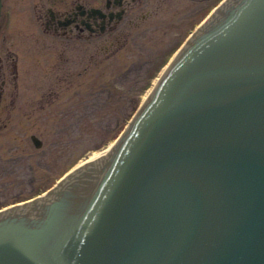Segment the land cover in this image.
<instances>
[{"label":"water","instance_id":"obj_1","mask_svg":"<svg viewBox=\"0 0 264 264\" xmlns=\"http://www.w3.org/2000/svg\"><path fill=\"white\" fill-rule=\"evenodd\" d=\"M0 264H264V0L222 1L106 153L0 209Z\"/></svg>","mask_w":264,"mask_h":264},{"label":"rangeland","instance_id":"obj_2","mask_svg":"<svg viewBox=\"0 0 264 264\" xmlns=\"http://www.w3.org/2000/svg\"><path fill=\"white\" fill-rule=\"evenodd\" d=\"M217 1H128L112 33L67 41L44 32L43 23L46 7L61 11L73 0H4L12 14L0 29V207L107 148L162 65Z\"/></svg>","mask_w":264,"mask_h":264},{"label":"flooded vegetation","instance_id":"obj_3","mask_svg":"<svg viewBox=\"0 0 264 264\" xmlns=\"http://www.w3.org/2000/svg\"><path fill=\"white\" fill-rule=\"evenodd\" d=\"M0 12V29L4 22V0ZM136 0H73L72 4L61 11L51 5L46 7L44 32L54 38L67 41H95L101 35L112 33L127 14V2ZM139 1V0H138ZM98 9V10H97ZM118 12L120 18L118 19ZM39 19V18H38ZM86 32L87 34H84ZM2 63L0 58V76ZM3 78L0 79V105L2 104Z\"/></svg>","mask_w":264,"mask_h":264},{"label":"trees","instance_id":"obj_4","mask_svg":"<svg viewBox=\"0 0 264 264\" xmlns=\"http://www.w3.org/2000/svg\"><path fill=\"white\" fill-rule=\"evenodd\" d=\"M138 102H139V101H138ZM138 102L133 106V108L131 109V112L128 113L127 117H129V116L131 115V113L133 112V110L136 108ZM47 187H48V186H47ZM45 188H46V187H45ZM45 188H43L42 190H44ZM38 192H40V190L37 191V192H35V193H33L32 195H34V194H36V193H38ZM32 195H31V196H32ZM29 197H30V196H29ZM19 199H21V198L18 197V198H17L16 200H14V201H18ZM22 199H24V198H22Z\"/></svg>","mask_w":264,"mask_h":264},{"label":"bare ground","instance_id":"obj_5","mask_svg":"<svg viewBox=\"0 0 264 264\" xmlns=\"http://www.w3.org/2000/svg\"><path fill=\"white\" fill-rule=\"evenodd\" d=\"M97 154H98V152H97V153H93V154L91 155V158L94 157V156H96Z\"/></svg>","mask_w":264,"mask_h":264}]
</instances>
